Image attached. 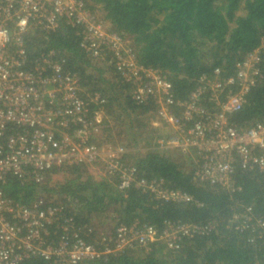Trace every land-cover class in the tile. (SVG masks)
<instances>
[{
	"label": "built area",
	"instance_id": "obj_1",
	"mask_svg": "<svg viewBox=\"0 0 264 264\" xmlns=\"http://www.w3.org/2000/svg\"><path fill=\"white\" fill-rule=\"evenodd\" d=\"M62 20L76 28L79 45L93 64L112 65L120 80L133 88L134 103L155 104L157 116L172 130L169 136L156 139L159 149L177 150L188 157L194 177L203 183L232 188L240 169L260 173L264 190V122L240 128L231 121V113L244 107L260 77L264 38L260 47L236 64L234 75L221 78L220 69L214 68L212 75L200 76L185 99H178L167 76L159 68L140 63L126 38L107 28L84 0H0V264L32 259L85 264L147 248L157 239L176 250L184 239L206 237L218 230L217 220H168L163 231L138 223H120L111 230L108 224L89 243L61 205L43 195L30 204L6 196L1 187L6 176L41 185L52 169L96 168L103 161L104 171L116 179L119 189L133 185L158 200L198 204L188 193L164 186L162 180L142 177L135 163L125 161L126 147L101 149L93 140L99 135L101 120L90 117L81 77L66 71L53 52L32 68L26 67L25 37L30 25L56 29ZM234 84L236 90L230 89L222 99ZM100 95L93 92L89 97L104 103ZM239 204L232 206L226 227L248 229L264 241V220L252 206Z\"/></svg>",
	"mask_w": 264,
	"mask_h": 264
},
{
	"label": "trees",
	"instance_id": "obj_2",
	"mask_svg": "<svg viewBox=\"0 0 264 264\" xmlns=\"http://www.w3.org/2000/svg\"><path fill=\"white\" fill-rule=\"evenodd\" d=\"M84 2L95 14L101 15L112 31L130 38L140 63L159 68L167 76L178 99H185L197 86L200 76L204 73L212 75L214 68L220 69L221 78L234 75L236 64L244 60L250 51L260 47L264 37V0ZM75 31V27L63 20L56 29L30 25L25 37L26 67L32 68L53 52L55 59L63 61L66 71L81 77L82 88L88 91L87 95L82 93V96L89 105L90 117L95 116L102 106L118 102L135 145L143 141V146L148 147L147 153L135 162L140 175L148 180H162L164 186L188 193L198 204L158 200L151 193L133 185L119 189L116 180H95L91 175H82L87 171L86 165L63 168L65 172L76 175L57 184L58 189L48 188L47 182L52 174L62 171V168L49 171L48 180L41 185L22 183L6 176L1 182L6 196L19 203L30 204L43 195L52 203L61 205L64 215L73 216L84 240L89 243L95 242L108 224L111 230L120 223H138L139 226L150 224L163 231L168 220L196 223L217 220L219 223L217 232L206 237L184 239L176 250L157 239L150 242L147 248L111 254L85 264H264L262 238L250 234L248 229L241 232L233 226L226 227L236 201L241 203L239 205L252 206L254 213L264 220L261 174L239 169L232 188L212 186L195 178L188 157L177 150H164L156 146L159 134L150 132L149 138L142 137L144 131L148 132L154 127L151 124L152 117L156 115L153 102L134 103L133 88L120 80L112 65H105V70L116 74L113 81L107 84L109 89L96 86V83L106 82L107 79L102 78L103 70L95 67L97 63L93 64L90 56L80 47V36ZM260 56L262 63L258 81L247 94L244 107L231 113V121L240 128L264 122V45L260 47ZM94 71L99 73L98 79L95 77L97 74L93 76ZM236 87L234 84L227 88L221 98L230 89L235 91ZM93 92H99L105 102L91 101L89 94ZM106 128L109 132L107 136L115 135L108 126ZM100 132L101 128L97 137L102 135ZM128 143L120 142L119 145L131 147ZM167 152H176L182 157ZM184 158L189 169H186ZM110 218L116 223L112 224ZM100 220L102 224L98 227L97 221ZM22 264L48 263L32 259Z\"/></svg>",
	"mask_w": 264,
	"mask_h": 264
},
{
	"label": "rangeland",
	"instance_id": "obj_3",
	"mask_svg": "<svg viewBox=\"0 0 264 264\" xmlns=\"http://www.w3.org/2000/svg\"><path fill=\"white\" fill-rule=\"evenodd\" d=\"M105 25L107 28L110 29V25L108 23H105ZM262 38H264V37H262ZM125 40L129 44H131V40L129 37L126 38ZM94 66L99 68V69H102L103 73L101 74V76L103 79H107L106 82L100 81V82L96 83L97 84L96 86L98 88H102V89H109V85H107V84H109L110 81H113L114 75H116V74L113 71L105 70L106 67L104 64L97 63V64H94ZM90 71H93V70H90ZM95 74H97L95 77H96V79H98L100 77L99 73L94 71L93 76ZM105 91H107V90H105ZM87 92H88L87 88H84L82 93L87 95L86 94ZM95 116H97L101 120V122H100L101 132L100 133H102V135L97 137V138H93V140L99 143V145L101 146V149L104 152L107 151V149H109L111 147L114 148V147L119 146L120 142H129L131 144V147H129L128 145H125L126 148L128 149V156L125 157L126 158L125 161L129 164L135 163L137 161L136 159L142 157L143 155H145L147 153L148 147L143 146V145H145V143L143 141H141L139 144L135 145L134 140H133L134 138H132L133 135H131V133L128 130L129 125L126 123V120H125L126 116L124 114H122V111L118 106V102L102 106L101 108H99L96 111ZM151 124H152V126H154L153 129L147 130L148 132L144 131V134L142 133L143 138H149L150 132H155L154 134H156V133L159 134V136L156 138L163 137V136H169L172 132L171 127L168 126L167 124H165L164 122H162L159 119V117L157 116V114L152 117ZM103 126H105L104 129H102ZM106 126H108L110 130H112V132L115 134L114 136H107L109 132H108V130H107L108 128H106ZM142 137H139V139ZM136 143H138V142H136ZM167 153H170V154L173 153L178 157H182L181 155H179L176 152H167ZM186 162H187V160H186ZM63 168H64V170L66 169L65 167H63ZM63 168H62V171H60L58 173H54V175L51 177L50 181L47 182L48 188L58 189L56 187L57 184H60L61 181H63L64 179H67V180L72 179L74 177V175H76V174H72L69 172H65L63 170ZM186 169H189L188 162L186 164ZM86 174L91 175V177L94 178L95 180H102L103 178L104 179L109 178V180H116L115 178H112L109 174H107L104 171L103 161H99L97 163L96 168H93V167L87 168V171L82 173V175H86ZM158 190H161V189H158ZM237 203H240V202L236 201L235 204H237ZM97 222H98L97 226L99 227L100 224H102V222H101V220L97 221ZM111 223L114 224L116 222L111 219Z\"/></svg>",
	"mask_w": 264,
	"mask_h": 264
}]
</instances>
